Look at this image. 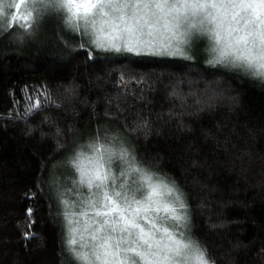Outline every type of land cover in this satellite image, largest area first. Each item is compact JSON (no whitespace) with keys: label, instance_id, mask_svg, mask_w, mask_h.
<instances>
[{"label":"trees","instance_id":"1","mask_svg":"<svg viewBox=\"0 0 264 264\" xmlns=\"http://www.w3.org/2000/svg\"><path fill=\"white\" fill-rule=\"evenodd\" d=\"M62 17L54 10L46 15L22 48L0 35V264H83L69 251L77 246L67 244L71 226L63 213L72 212V196L65 191L66 208L49 180L76 181L72 161L81 144L97 135L103 141L106 133L130 137L139 166L176 182L185 193L190 235L215 264H264V81L207 65L203 40L188 51L191 60L95 48L96 58L88 60L81 35ZM68 86L76 89L71 102ZM44 87L62 107H47L43 94L29 91ZM173 89L177 95L169 96ZM192 91L221 95L211 111L178 115L192 111ZM30 98L46 110L27 121L13 118L23 116ZM45 116L52 122L41 123ZM141 117L150 122L147 139L125 126Z\"/></svg>","mask_w":264,"mask_h":264},{"label":"snow or ice","instance_id":"2","mask_svg":"<svg viewBox=\"0 0 264 264\" xmlns=\"http://www.w3.org/2000/svg\"><path fill=\"white\" fill-rule=\"evenodd\" d=\"M53 10L63 13L64 24L80 33L79 48L87 51L88 60L96 58L93 48L105 53L114 51L133 56L191 60L193 56L184 46L191 49L189 41L195 32L213 37L218 47L217 55L205 61L207 65L240 70L264 81L261 75L252 74L253 70L264 74V0H0V35L12 36V43L22 48L29 40H35L42 19ZM43 84L47 85V81ZM29 91L37 96L43 94L47 107H62L52 101L48 87H44L43 93L36 88ZM64 93L71 102L76 89L68 86ZM173 95H177L175 89L169 92V96ZM189 95L195 97L192 111L178 115L211 111L221 94L192 91ZM177 98L182 106L187 104L185 96ZM233 99L235 97H229ZM45 110L41 100L33 102L30 98L23 116L15 114L13 118L27 121L31 115ZM168 115L171 118L173 113L170 111ZM51 122L48 116L41 121ZM125 126L132 133L143 134L145 139L151 134L150 122L144 117L133 125L125 120ZM180 126L183 127L182 120ZM56 135H61L59 127ZM126 144L129 147H125ZM58 147L63 145L58 143ZM87 147L91 155L77 152L72 161L79 173V185L86 186L88 193L85 195L75 188L81 211L63 213L69 225L74 223L73 215L85 217L82 227L69 228L68 245H76L79 236V250L74 247L69 250L83 264H181L179 258L188 244L183 239L185 232L181 230L177 235L176 230L187 229L189 235L191 233L185 193L174 180L166 182L155 172L139 166L137 149L130 137L106 133L102 141L97 135ZM116 161L120 162L116 165L119 175L113 176ZM49 185L56 192L59 203L68 208L69 201L63 197L65 191L71 190L61 191L64 186L55 175L50 178ZM38 186L42 188L43 184ZM169 196H176L182 212ZM161 211L167 217L154 215ZM34 214L29 206L27 218L31 220ZM166 218L175 221L172 231L161 226ZM261 252L264 254V248ZM196 259L197 264H209L203 252Z\"/></svg>","mask_w":264,"mask_h":264},{"label":"rangeland","instance_id":"3","mask_svg":"<svg viewBox=\"0 0 264 264\" xmlns=\"http://www.w3.org/2000/svg\"><path fill=\"white\" fill-rule=\"evenodd\" d=\"M78 33V32H77ZM78 34H80V33H78ZM199 40H203L204 41V43H205V45H206V58L207 59H209L210 58V56L208 55V53H207V45H208V37H207V35H201V34H199V33H193V38L189 41V43L192 45V47H193V45H194V42H196V41H199ZM185 47V50L186 51H189V50H191V49H189V47L187 46V45H185L184 46ZM191 47V48H192ZM109 53H115L114 51H109ZM115 54H117V53H115ZM217 68H219V69H221L222 71H225V72H231V73H238V74H241V75H243V76H247V75H245V74H243V72H241L240 70H230L229 68H226V67H224V66H221V65H217L216 66ZM247 77H250V76H247ZM86 144L88 145L89 143H85V142H83L82 144H81V146L80 147H82V152H84L86 155H91V151H90V149L88 148V147H86ZM120 162L119 161H116V163L114 164V166H113V176H118L119 175V168L116 166V165H118ZM125 167H126V165H125ZM74 181V180H73ZM73 181L71 182V181H68V185L66 184L61 190L62 191H65V189H68V190H71V191H69L70 192V194H71V196H72V205L71 206H73V209H72V212L71 213H75V211L76 212H80L81 211V207L82 206H77V205H79V201H78V199H77V196L75 195V188H79L80 189V191L83 193V194H87L88 193V189H87V187L86 186H81V185H79V173H78V178L76 179V185L74 186L73 185ZM146 189H145V194H146ZM139 198V197H138ZM71 201V200H70ZM77 213V214H78ZM154 215H157V216H159V217H167V214L166 213H164L163 211H161V212H159V213H154ZM71 219L74 221V223L72 224V225H70L71 227H82L83 226V224H84V220H85V217H80L79 215H73L72 217H71ZM175 224V221H173V220H171L170 218H166L163 222H162V224H161V226L162 227H168L169 228V230L170 231H172L173 230V225ZM181 230H183L184 232H185V234H189L188 233V231H187V229H177L176 230V234L178 235L179 234V231H181ZM74 246H77V248L79 249V236L77 235V244L76 245H74ZM76 249V248H75ZM87 249H85V251H86Z\"/></svg>","mask_w":264,"mask_h":264},{"label":"clouds","instance_id":"4","mask_svg":"<svg viewBox=\"0 0 264 264\" xmlns=\"http://www.w3.org/2000/svg\"><path fill=\"white\" fill-rule=\"evenodd\" d=\"M207 37H208L207 53L210 57L215 56V55H217V52H218V47L215 43V39L211 36H207ZM252 74L253 75H261L262 78H264V74H257L255 72V70H253ZM160 177L164 178L162 176H160ZM156 178H157L156 176H153V179H156ZM168 199L170 201H172L174 204H176L177 210L179 212L183 211V209H181L179 207V202L176 200V196H169ZM69 238H70V235H69ZM183 239L185 240V243L188 244V247L184 249L183 255L179 258L181 261V264H197L196 257L201 252L204 253V257L206 260H208L209 264H213L212 260L208 257L207 250L205 249L203 244L197 240L196 237L189 235V234H185ZM74 257H75V259L80 260L75 254H74ZM80 261H82V260H80Z\"/></svg>","mask_w":264,"mask_h":264}]
</instances>
